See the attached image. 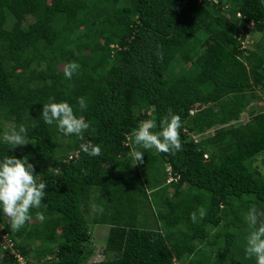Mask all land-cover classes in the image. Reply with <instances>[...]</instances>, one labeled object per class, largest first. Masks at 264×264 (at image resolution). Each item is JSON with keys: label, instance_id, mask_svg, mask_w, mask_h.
Listing matches in <instances>:
<instances>
[{"label": "trees", "instance_id": "1", "mask_svg": "<svg viewBox=\"0 0 264 264\" xmlns=\"http://www.w3.org/2000/svg\"><path fill=\"white\" fill-rule=\"evenodd\" d=\"M263 95V0H0V132L24 124L30 142L0 143V157L27 156L47 183L20 230L0 218V264L255 263L245 217L264 211ZM50 97L90 122L83 140L40 118ZM169 109L182 149H141L136 164L127 134L146 119L158 131ZM91 224L110 228L95 263Z\"/></svg>", "mask_w": 264, "mask_h": 264}, {"label": "clouds", "instance_id": "2", "mask_svg": "<svg viewBox=\"0 0 264 264\" xmlns=\"http://www.w3.org/2000/svg\"><path fill=\"white\" fill-rule=\"evenodd\" d=\"M79 69L76 62H70L64 71V76L71 79ZM80 109H86L84 97L77 99ZM40 118L47 125H54L58 132L64 136L75 135L83 140V132L90 127V122L80 115L77 116L73 106L67 101H56L50 97L47 103L42 104ZM155 122L146 119L139 122L130 134H127L132 144L128 153L130 159L136 164L142 162L145 154L141 149H152L159 152H178L182 149L179 138L181 128V116L169 109L167 115L161 118L159 130L153 131ZM0 143H7L9 149L29 144L27 128L24 124L18 127H10L0 132ZM80 149L89 156L96 157L101 154L100 144L91 141L81 143ZM207 156V157H206ZM205 157L208 158V155ZM255 166L264 172V154H257ZM35 166L29 162L27 156L18 158L15 155L0 157V218L7 217L11 230L18 231L32 218L31 209H39L46 195L47 183L39 181ZM94 212L102 213L103 207L92 206ZM41 220L44 219L42 212L36 213ZM206 210L200 206L198 213H191V220L195 223L197 218H203ZM248 225L246 236L245 254L251 259L255 258V264H264V211H259L255 206L251 207L245 217Z\"/></svg>", "mask_w": 264, "mask_h": 264}, {"label": "rangeland", "instance_id": "3", "mask_svg": "<svg viewBox=\"0 0 264 264\" xmlns=\"http://www.w3.org/2000/svg\"><path fill=\"white\" fill-rule=\"evenodd\" d=\"M264 1V0H263ZM239 16V15H238ZM251 33V34H250ZM248 35V38L244 41V46L248 48L250 47V44H255L261 37L262 33H257L255 35L253 34V30H251ZM262 102L255 103L256 105L254 106L257 111H262L264 110V95L262 97ZM212 133L209 132L208 136H211ZM73 149H71L72 151ZM91 229H92V239L94 242V245L92 246L91 250L87 254V263H95V262H100L106 259L108 257L107 254V245L110 237V228L108 226L104 225H92L91 224ZM2 230V225H0V231ZM5 244L10 243V240L4 236L3 239ZM20 255V254H17ZM23 264H26V262H23ZM251 264H255L252 262Z\"/></svg>", "mask_w": 264, "mask_h": 264}, {"label": "built area", "instance_id": "4", "mask_svg": "<svg viewBox=\"0 0 264 264\" xmlns=\"http://www.w3.org/2000/svg\"><path fill=\"white\" fill-rule=\"evenodd\" d=\"M239 17H240V14H239ZM251 26H253V24H251ZM17 258H18V261H19L20 264H23V262H25L21 255H17Z\"/></svg>", "mask_w": 264, "mask_h": 264}]
</instances>
